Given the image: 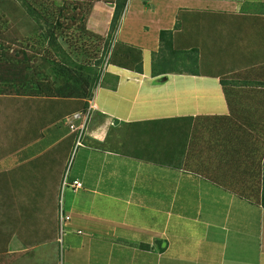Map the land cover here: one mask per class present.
I'll list each match as a JSON object with an SVG mask.
<instances>
[{
  "label": "crops",
  "instance_id": "obj_1",
  "mask_svg": "<svg viewBox=\"0 0 264 264\" xmlns=\"http://www.w3.org/2000/svg\"><path fill=\"white\" fill-rule=\"evenodd\" d=\"M113 11L96 6L88 24L103 34ZM122 28L119 40L141 49L143 71L107 68L74 156L72 181L80 180V189L63 187L58 169L76 149L78 133L65 122L83 115L81 99L48 96L52 89L1 90L0 201L14 192L21 208L9 246L24 257L34 248L54 253L60 245L65 257L57 264H264V208L233 192L239 181L235 158L216 154L224 148L219 126L231 128L236 119H203L194 145L201 154L190 164L184 141L163 143L172 149L169 155L156 144L174 123L167 119L187 125L186 117L230 116L221 79L231 94L264 90V0H131ZM162 31L173 38L166 58L197 59L198 75L185 73L181 61L174 62V73L153 75L151 52L158 53ZM111 79L118 80L116 89ZM124 123L128 139L133 135L128 147L118 131ZM141 134L150 140L136 138ZM61 209L70 217L63 226Z\"/></svg>",
  "mask_w": 264,
  "mask_h": 264
},
{
  "label": "rangeland",
  "instance_id": "obj_2",
  "mask_svg": "<svg viewBox=\"0 0 264 264\" xmlns=\"http://www.w3.org/2000/svg\"><path fill=\"white\" fill-rule=\"evenodd\" d=\"M23 1L24 0H0V90H8V91L11 90L12 95H14L16 87H18V84L24 81V77H28V78L34 77L35 73H33V70L31 68L29 69L27 68V65L29 64H31L32 66H36V65L40 66L39 71L42 72L41 75L38 76L40 78V81H44L45 83L48 82V84H51L54 78L51 76V72L49 69V66H50L49 59L56 58L54 57L55 56L54 53L56 52L57 49L51 44L47 43V40H44V33L50 28V24L47 20L52 21L56 13L55 4L53 3L52 0H25L32 7L35 8L37 13H40L41 15L44 16V18L43 17L40 18L39 16L31 15L30 10H28L27 6L24 5L25 3ZM56 1H57L58 6H60L63 3V0H56ZM130 1L131 0L126 1L128 2L126 5V8L128 4L130 3ZM92 4L94 5V8L96 6L99 8L100 6H104V4L105 5L107 4L109 6H112L113 10L115 9L114 8L115 4L106 3L103 1L101 2L94 1V3ZM72 6L73 5H71V7ZM126 8L120 19L118 26L116 27V30L113 33L114 36L118 35L117 40L120 39L119 33L123 31L122 23H123L124 15L126 13ZM68 23L70 22L66 20L65 24L67 25ZM87 27L90 30V33L92 34L101 32L95 29L97 26H95L94 24H88ZM64 29H66V27ZM64 29L57 31V35L60 36L59 42H61L62 50L64 52H67L70 58H72V60L78 65L89 63V65L91 64V66H93L95 61L98 60V58H101L102 56V53L104 50L103 48L104 42L95 36L89 37V34H86V32H84L81 28H79L78 24H75V25L71 24V27L69 30H64ZM138 46L142 47L140 44ZM109 47H111V43ZM24 50L27 53V55L31 56L32 58L31 61H27L24 58V53H23ZM139 50L141 51V49ZM91 53L96 54V56H93ZM161 53L162 52H160V54L152 55V52H151V56H152L151 57V67L153 65V62L158 60L159 56H161ZM58 60L60 61L62 60L60 56H58ZM107 61L108 59L106 58L105 61L101 63L103 66V71H101L102 76H106L107 74L106 72H108L107 66L110 64ZM175 61H178V62L181 61L178 63V65L188 70L197 69L199 66V65L196 66L194 63L190 64L192 61H190L189 58L187 57L184 58L182 54L177 55L175 57ZM119 71H120V68L116 72H119ZM6 74L10 76H7ZM44 74L48 75L47 78L45 77ZM49 76H51L52 78H49ZM64 80H65V77H63L62 75L59 77H55L56 84L58 85L54 86V90L58 89L65 93V89L63 86ZM102 80H103V77L101 79V77L99 76V78L97 79L98 83L97 85L95 84L96 87L94 86L93 93L96 90H98L99 85L102 86L103 84V83L101 84ZM8 81H11L13 83L12 85H10L12 86L11 88L9 87V85L3 86ZM71 82L73 86L76 87V84H75L76 82L75 83H73V81ZM114 83L116 84V87H117L118 80L111 79L109 81L110 85ZM28 84H31V83H28ZM80 85L82 84H79L78 88L82 87ZM243 94L244 93H242V95ZM91 97L92 98L90 99L91 100L90 103L94 105V108L96 109L95 103L93 101V97L95 96L93 95ZM231 97H232L231 98L232 100H235L237 102V104L235 105V108L237 105L242 106L245 102L250 101V99L245 98L246 96L244 95L241 96V93L239 92L238 89H236L235 93L231 94ZM248 109H249L248 105H246L244 108L240 107V110H241L240 116L241 115L246 116L249 113L254 112V111L247 112ZM254 116L255 114L253 115L252 118H254ZM69 121H66L65 124L67 125ZM182 122H185V121H182ZM182 122L175 121L173 124H170V126L168 125L166 134L159 141H157L156 144L158 146L162 145L163 150L167 151L169 155L172 149L169 146H164L163 143L171 145L172 147H175L181 142L185 141L184 144L182 145L183 152H184V158L187 160H192V158L195 159L201 153L198 151L197 145L194 147L196 142L194 143V145H192V141L190 137H192L191 129L193 128L187 129V126L190 123H187V125H185V124H181ZM259 125L260 124L255 123L252 129L251 126L247 124V128L249 129V131H251V133H248L247 135H248V139L251 140V143L254 146H256L255 148L259 150L260 153H262L264 151V130L259 128ZM129 128L130 127L128 123H124L120 125L118 128V131L119 132L121 131L124 135L123 137L124 143L127 141L129 142L133 140V135H131L130 138L128 139V131H130ZM173 129H177L178 136L179 138H181V140L178 143H176L174 138L170 136L171 132L169 131ZM184 134H186V138ZM137 135L138 134H136V136ZM203 135L207 137L209 133H206L204 131ZM139 136L140 137H136V138H145V142L150 140V137L149 136L146 137L145 134H141ZM210 139H212V135L210 136ZM156 140H158V138ZM141 141L143 142V140ZM128 142L126 143V147H128ZM154 142L155 140L152 139L151 143H154ZM76 153H77V148L74 151L73 150L71 151L68 157V160L65 162V165L58 169L61 175V180L68 177V182L69 183L72 182V179L74 177L73 174L76 169V163H75V157H74ZM163 160L164 159H162V161ZM244 182L246 183L247 181L244 180ZM66 189H69V187ZM8 195H9L8 198L7 196H5L7 199L0 201V239H2L5 245H6V242L13 243V240H14L13 238L16 236V231L18 228V220H19L18 211L21 210L20 207L19 208L17 207V202L15 200L14 192H9ZM48 245L52 250H54L55 247L53 243H50ZM48 245L47 246L45 245L44 247L47 248ZM23 246H26V244L25 243L18 244V247H23ZM60 248L61 246L59 245V248H57L54 253H45L42 249L34 248L31 253L30 252L26 253L24 254V257H22L21 253L15 252L16 250L14 249H16V247L14 248V246L12 247L9 246V251H13V252H11L9 256L4 255V254L1 255L2 258L0 260V264H57V259L60 258L62 261H64V257H65L63 250H61ZM102 250L103 249L99 247L98 251L100 252ZM41 253L43 255L40 256ZM101 258H104V257L101 256Z\"/></svg>",
  "mask_w": 264,
  "mask_h": 264
},
{
  "label": "trees",
  "instance_id": "obj_3",
  "mask_svg": "<svg viewBox=\"0 0 264 264\" xmlns=\"http://www.w3.org/2000/svg\"><path fill=\"white\" fill-rule=\"evenodd\" d=\"M52 1L56 7V13L52 21L47 20L50 24V28L44 33V40H47V43L51 44L57 49L56 52L54 53L55 54L54 57L56 58L49 59V64H50L49 69L51 72V76L54 77L53 82L51 84H48V82L45 83L44 81H40V78L38 77L42 73L41 71H39L40 66L39 65L32 66L31 64H29L27 65L28 69L31 68L33 71H39V73L38 74L35 73L34 77H29V78L24 77V81L18 84V87H16V90L20 94L28 93V92L35 93V90H42V91H46L47 89L54 90L53 87L55 85H58L56 84L55 77H59L62 75L63 77H65L64 84H63L65 93L62 92L61 90L55 89L54 92L48 96H58V97L81 99L80 102L82 103L83 114L87 115V113H89L88 114L89 115L88 119H89L92 113L96 111L95 109H90L89 103H90V99L92 98L91 96L94 95L93 91H94V86L96 87L98 83L97 79L99 78V76L101 77V79L103 77L101 84L108 80L107 77L105 78V76L101 75V71H103V66L101 63L105 61L106 58L108 59L109 64L117 65L122 68L135 70L137 72L143 71V61H142V56H141L142 52L138 48L129 47L125 43L117 39L114 41V38H113L114 36L113 33L116 30V27L118 26L120 22V19L128 3L126 1L128 0H63V3L60 6L57 5L56 0H52ZM94 1H98V2L103 1L106 3L115 4L114 13L112 15L111 23L108 25V29L103 30V26L102 25L100 26V28H102L103 30V34L102 33L92 34L90 33V30L87 27L89 23V19L91 18V12L94 8V5L92 4L94 3ZM23 2L25 3L24 5L27 6L28 10H30L31 15H36V16H39L40 18L41 17L44 18V16L41 15L40 13H37L35 8L32 7L27 1L24 0ZM71 5L73 6L71 7ZM103 18L105 19V21H107L108 19L107 17H103ZM66 20L70 22L67 25L65 24ZM71 24H74V25L78 24L79 28H81L84 32H86V34H89V37L95 36L104 42V45H103L104 50H103L102 56L101 58H98V60H96L95 63L93 62L94 63L93 66H91V64L89 65V63L78 65L72 60V58H70L67 52H64L62 50L61 42H59L60 36L57 35V31L63 30L65 27L66 29L64 30H69L71 27ZM171 36H172V32L170 31L161 32V35H160L161 47H160L159 53L157 54H160V52L162 53H161V56H159L158 60L153 62L152 73L154 76L161 75V74L174 73L178 69L174 66L175 61H170L165 56L167 54V51H172L173 50L172 46L174 47V45L172 44L173 38ZM110 43H111V47H109ZM23 53H24V58L27 61L32 60L31 56L27 55L25 50ZM91 54L93 56H96V54H93V53ZM58 56L61 57L62 59L61 61L58 60ZM193 63L196 66H198L197 59L192 61L190 64H193ZM184 71L185 73H188V74L196 72L194 75H198L197 73L199 70L186 69ZM180 73H183V70H180ZM6 75L10 76L8 74ZM44 75L47 78L48 75L46 74ZM51 76H49V78H52ZM71 81H73V83L76 82L75 83L76 87L73 86ZM28 83H31V84H28ZM221 83L223 87L225 88V96L231 107V115L230 116H217V117L198 116L196 118L197 121L193 117H186L190 121L191 128H193L191 129L192 137H190L192 141V145H194L196 141L198 132H200L202 129L203 123H201V121H204L210 118L211 119L221 118V120L224 118L229 119V120L236 119L234 125L231 128L225 125L227 130L222 128L223 127L222 125H224L225 123L222 122L221 126H219L222 129V135L223 134L225 135L223 138H221L222 144H224L223 146L224 148L218 147L216 154H221V153H224L225 151L227 155H229L230 157L233 156L235 158L234 161L236 162V169H237V171L235 172V175L239 176V181L238 183H232L234 185L232 189L233 192L239 194L242 197H246L248 199H251L257 202L264 208V175L262 171V161L264 159V151L260 153V151L255 148L256 146H254L251 143V140L248 139V135H247L248 133H251V131H249V129L243 126L242 124L243 121L247 120L248 121L247 124H249L251 128L253 129L255 123H258L260 124L259 128L264 130V90H262L261 92H258L257 90H255L256 94L248 93V90H244L245 93L243 95L246 96L245 98L250 99V101L245 102L242 106L237 105L235 108V105L237 104V102L231 99L232 98L230 95L231 92H229V88H228V85L230 84L225 79H221ZM12 84L13 83L11 81H8L3 86L9 85V87L11 88L12 86L10 85ZM79 84H82L80 85L82 87L78 88ZM111 87L113 89L117 88L115 83ZM243 95L241 94V96ZM83 99H87V101L82 102ZM246 105H248V108H249L247 112H251V111H254V112L249 113L246 116L244 115L240 116L241 114L240 107L244 108ZM235 113L236 114L238 113V114L236 115ZM254 114L255 116L254 118H252ZM84 117L85 116L83 115L78 120H82L84 119ZM167 120H172V122L173 121L182 122L181 118H171ZM195 123L196 125H194ZM86 127L87 125H85V128L81 134L82 139L84 138ZM188 128L190 127L188 126ZM175 130L177 129H173L169 132L176 133L174 132ZM230 130L233 131L232 133H235V135L230 134ZM239 131H242V132L238 133ZM239 134L241 136H239ZM184 135L186 138V134ZM78 136H79V133L77 135V138ZM177 139L178 141L180 140V138H177ZM228 140H230L231 142H227ZM225 142L230 146V148H228V145L226 146ZM207 150L209 151L210 148H207ZM204 153L208 154L206 150ZM208 155L205 158H207ZM204 161H208V160L205 159ZM188 164H190L189 161H188ZM244 180L247 182L245 183ZM217 182H222V179L217 180ZM63 216L65 218L67 217V215H64V214ZM3 254L9 256L11 252H9V243L6 242V245H5L2 239H0V260L2 258L1 255Z\"/></svg>",
  "mask_w": 264,
  "mask_h": 264
},
{
  "label": "built area",
  "instance_id": "obj_4",
  "mask_svg": "<svg viewBox=\"0 0 264 264\" xmlns=\"http://www.w3.org/2000/svg\"><path fill=\"white\" fill-rule=\"evenodd\" d=\"M94 108V105H92L91 104V106H90V109H93ZM89 113H87V115L86 114H83L86 118L85 119H83V121H82V124H78V125H74L73 123L71 124V130L73 131V132H77V133H79V135L80 136H78V138H76V148L78 147V146H81L82 144H83V142H82V138H81V134H82V132H83V128H84V125L87 123V117H89V115H88ZM82 114H80V113H75V114H73L72 116H70V117H67L66 118V120L67 121H76V120H78V118L81 116H83ZM69 121V122H70ZM67 185H70L74 190H78L79 188H81L82 187V183L79 181V180H77V179H75V180H73V182L70 184L69 182H68V177L67 178H65V180H64V182H63V187H66ZM67 219H69V217H67Z\"/></svg>",
  "mask_w": 264,
  "mask_h": 264
},
{
  "label": "bare ground",
  "instance_id": "obj_5",
  "mask_svg": "<svg viewBox=\"0 0 264 264\" xmlns=\"http://www.w3.org/2000/svg\"><path fill=\"white\" fill-rule=\"evenodd\" d=\"M79 118H81V116L79 117ZM78 118V119H79ZM86 117H84V119H85ZM87 119H88V117H87ZM83 120V119H82ZM76 124L75 123V121H70V122H68L67 124L71 127V124ZM80 124H82V123H80ZM86 125V124H85ZM85 125H84V128H85ZM84 128H83V130H84ZM80 136V135H79ZM78 180V179H77ZM80 181V180H79ZM81 182V181H80ZM82 183V182H81ZM67 220H69V219H67V217L65 218L64 216H63V212H62V210H61V212H60V226H63V224H64V222L65 221H67Z\"/></svg>",
  "mask_w": 264,
  "mask_h": 264
},
{
  "label": "clouds",
  "instance_id": "obj_6",
  "mask_svg": "<svg viewBox=\"0 0 264 264\" xmlns=\"http://www.w3.org/2000/svg\"><path fill=\"white\" fill-rule=\"evenodd\" d=\"M118 36V35H117ZM117 36H113V38H114V41L117 39ZM108 62V61H107ZM111 65V64H110ZM110 65H108L107 66V68L110 66ZM106 71V70H105ZM94 96H95V92H94ZM93 101H94V97H93ZM90 102H91V100H90ZM90 106H91V103H90ZM93 109H95V108H93Z\"/></svg>",
  "mask_w": 264,
  "mask_h": 264
}]
</instances>
